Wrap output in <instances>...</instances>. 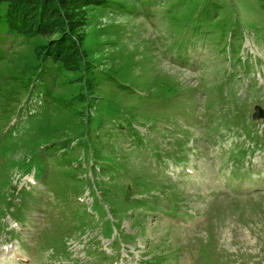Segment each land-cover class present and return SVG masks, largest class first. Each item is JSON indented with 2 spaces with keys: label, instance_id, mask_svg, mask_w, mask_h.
Segmentation results:
<instances>
[{
  "label": "rangeland",
  "instance_id": "374dc122",
  "mask_svg": "<svg viewBox=\"0 0 264 264\" xmlns=\"http://www.w3.org/2000/svg\"><path fill=\"white\" fill-rule=\"evenodd\" d=\"M109 1L0 37V264H264V0Z\"/></svg>",
  "mask_w": 264,
  "mask_h": 264
},
{
  "label": "trees",
  "instance_id": "16d2710c",
  "mask_svg": "<svg viewBox=\"0 0 264 264\" xmlns=\"http://www.w3.org/2000/svg\"><path fill=\"white\" fill-rule=\"evenodd\" d=\"M109 4V0H0V37L46 40L36 47V68L52 63L61 73L74 72L81 68L90 14Z\"/></svg>",
  "mask_w": 264,
  "mask_h": 264
},
{
  "label": "water",
  "instance_id": "95a60500",
  "mask_svg": "<svg viewBox=\"0 0 264 264\" xmlns=\"http://www.w3.org/2000/svg\"><path fill=\"white\" fill-rule=\"evenodd\" d=\"M252 119L254 122H258L264 119V112L261 107H255Z\"/></svg>",
  "mask_w": 264,
  "mask_h": 264
},
{
  "label": "bare ground",
  "instance_id": "6f19581e",
  "mask_svg": "<svg viewBox=\"0 0 264 264\" xmlns=\"http://www.w3.org/2000/svg\"><path fill=\"white\" fill-rule=\"evenodd\" d=\"M30 103H32V104H41L40 102H38V101H34V102H30Z\"/></svg>",
  "mask_w": 264,
  "mask_h": 264
}]
</instances>
